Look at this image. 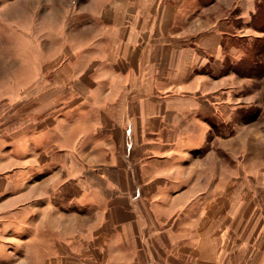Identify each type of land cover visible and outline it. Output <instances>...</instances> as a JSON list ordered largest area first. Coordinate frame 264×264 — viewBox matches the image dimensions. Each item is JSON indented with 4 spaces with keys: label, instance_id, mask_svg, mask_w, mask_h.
Here are the masks:
<instances>
[{
    "label": "crops",
    "instance_id": "1",
    "mask_svg": "<svg viewBox=\"0 0 264 264\" xmlns=\"http://www.w3.org/2000/svg\"><path fill=\"white\" fill-rule=\"evenodd\" d=\"M46 6L45 96L0 126V264H264V168L211 137L250 103L230 70L256 0Z\"/></svg>",
    "mask_w": 264,
    "mask_h": 264
},
{
    "label": "rangeland",
    "instance_id": "2",
    "mask_svg": "<svg viewBox=\"0 0 264 264\" xmlns=\"http://www.w3.org/2000/svg\"><path fill=\"white\" fill-rule=\"evenodd\" d=\"M237 10L234 9V12L237 13ZM48 11L46 0H0V20L5 16L4 21H0V82H6L0 94V126L7 134H13L21 127L24 129L31 112L40 108L41 103L36 105L37 97L34 95L41 94V98L45 96L47 65L52 64L48 61L50 55L46 54L48 31L44 18ZM249 25L245 33L258 37L247 39L244 45L245 56L231 66V73H236L244 82L236 79L235 87H231L229 95L250 103L242 111L244 116L241 113L236 118L241 122L238 131L233 133L231 124L230 129L225 130L226 133L211 137L215 158L229 160L231 167L236 164L237 151L231 152L229 157L218 151L216 144L229 142L235 148L245 144V164L247 170L253 171L254 166L258 168V165H262L264 168V0H256L255 12L251 15ZM53 58L57 62L61 60L60 55H54ZM36 64L39 69L38 78L41 79L38 88L29 85V76ZM18 80H21L23 86L17 98L13 85ZM254 100L260 102V108L253 104ZM259 144L263 146L262 149L258 147Z\"/></svg>",
    "mask_w": 264,
    "mask_h": 264
},
{
    "label": "built area",
    "instance_id": "3",
    "mask_svg": "<svg viewBox=\"0 0 264 264\" xmlns=\"http://www.w3.org/2000/svg\"><path fill=\"white\" fill-rule=\"evenodd\" d=\"M144 264H157V263H155L154 261H147V262H145Z\"/></svg>",
    "mask_w": 264,
    "mask_h": 264
}]
</instances>
